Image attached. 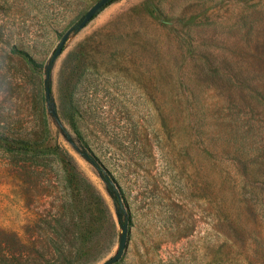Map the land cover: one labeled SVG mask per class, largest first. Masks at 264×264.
<instances>
[{
    "label": "rangeland",
    "instance_id": "374dc122",
    "mask_svg": "<svg viewBox=\"0 0 264 264\" xmlns=\"http://www.w3.org/2000/svg\"><path fill=\"white\" fill-rule=\"evenodd\" d=\"M95 1L0 0V264H264V0Z\"/></svg>",
    "mask_w": 264,
    "mask_h": 264
},
{
    "label": "trees",
    "instance_id": "16d2710c",
    "mask_svg": "<svg viewBox=\"0 0 264 264\" xmlns=\"http://www.w3.org/2000/svg\"><path fill=\"white\" fill-rule=\"evenodd\" d=\"M256 5L255 2H250L249 3V7L250 6H254ZM244 24H248L251 28V25L253 23V19L249 20L247 18V14H244V17L242 19ZM249 28H247L246 30H248ZM257 53H260L261 56L263 55L262 59L264 60V50H260L257 46ZM239 82H241L242 84H245L244 86L241 87L240 92H242L243 94L249 96H241L243 103H245L246 106H249V109H253L254 106H262L264 107V87L261 83L256 82L253 80V84H246L248 82V78L245 76H241L238 78ZM256 102V103H255ZM203 109L200 106H195L193 107L189 114H190V118L193 120H196V112L197 111H202ZM203 117V116H202ZM245 125L247 126V119H245ZM236 131L234 130V134L231 137V140L233 143H231V145H233L234 147H236L237 149L244 146L245 142L239 140L237 141L236 138ZM107 186L110 189H114V186L117 185L116 181L114 179V177L111 174H103L102 175ZM227 177L231 178L232 180H236L237 177H232L229 175V173L227 174ZM243 181V179H242ZM263 184V181H261ZM243 184L247 186V183L245 181H243ZM232 190L234 192H236V188L238 187V181H234V183L232 184ZM238 192V191H237ZM95 196V201L96 204H99L98 207V213L101 214L102 216L106 215V207L103 204V200L102 197L100 196V194L98 192L95 191L94 193ZM260 197V194L257 196ZM250 199V193H248V195L245 197V199H243V202L245 205L247 204H251V202L249 201ZM260 202V201H259ZM122 209V205L120 202H118V210ZM224 231H223V235L225 237V239L227 241H231V242H235V238H233V236L239 237V236H243V226L240 223H237L236 220L233 218V214L229 211H224ZM62 224V223H60ZM67 240V239H66ZM65 239H61V240H55L53 241V245L54 248L56 250H58V252H62L63 251V243H64ZM237 241V240H236ZM261 241L260 239H258V242Z\"/></svg>",
    "mask_w": 264,
    "mask_h": 264
},
{
    "label": "water",
    "instance_id": "95a60500",
    "mask_svg": "<svg viewBox=\"0 0 264 264\" xmlns=\"http://www.w3.org/2000/svg\"><path fill=\"white\" fill-rule=\"evenodd\" d=\"M107 1L109 0H97L95 1L86 11L85 13L82 15L80 21L78 22L77 24V28H80L82 26L85 25V23L87 21H89L93 16L94 14L98 11V9L103 5L105 4ZM72 28H69L67 31H65L63 33V35L61 36V39L57 45V47L55 48V50L53 51L52 53V56H51V60H53L62 50V47L64 45V42L66 41L67 39V36H68V33L69 31L71 30ZM48 93H49V88H47V96H48ZM121 234L119 236V240H118V245H117V248H116V251L110 256L108 257L107 259L103 260L101 263L99 264H110L114 261H117L122 252H123V249L125 247V244H126V237H127V225H126V222H122L121 223Z\"/></svg>",
    "mask_w": 264,
    "mask_h": 264
}]
</instances>
